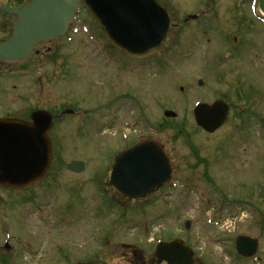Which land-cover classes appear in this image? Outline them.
Wrapping results in <instances>:
<instances>
[{"label": "rangeland", "instance_id": "1", "mask_svg": "<svg viewBox=\"0 0 264 264\" xmlns=\"http://www.w3.org/2000/svg\"><path fill=\"white\" fill-rule=\"evenodd\" d=\"M12 1L0 0V6L15 1L24 3L27 0ZM166 1L176 6L173 12L177 15L194 9L185 5V0ZM87 15V10L82 9L79 33L74 36L72 43L68 44L67 39L62 38L37 47L38 51L45 54L38 58L36 56L33 62L40 60L50 64L44 67V76L48 73L51 79L50 62L55 60L62 64L69 60L77 61L84 66L82 72L85 74L99 66L101 55L80 32L82 25L89 29L95 28ZM180 22L177 19L174 23ZM188 27L192 28V25ZM182 28L180 26L176 30L169 46L154 59L157 61L154 69L143 71L139 68L138 77L135 78L138 79L136 94L140 101L138 107L141 120L140 125L136 124L132 130V136L148 137L168 151L174 164L170 185L163 192L132 203L110 193L112 202L108 205L112 209L117 208L118 212H112L110 216L107 214V217L97 221L92 220L95 204L89 196L95 194L97 188L111 191L107 177L114 154L112 145L113 150L119 147L123 134L131 138V130L124 123L133 116L126 108H120L121 123L114 129L102 133H86L84 138L72 142L70 137L73 135L67 132L64 136L65 148L59 146L56 149L53 173L58 184L51 189L45 185V190V186L39 190L43 192L40 194L42 200L46 195H55L54 199L46 202L48 206L41 205L39 210L35 206L20 205L19 198L28 197L32 190L18 195L0 188V200L4 201L0 202V253L3 254L0 258L14 256L6 264H153L156 242L168 240L169 237H179L190 244L195 256L200 259L197 264H264V132L257 131V126H248L249 130L246 128L248 131L243 132L230 122L211 136L196 133L192 109L200 99L211 103L218 93L229 90L228 85L223 87L215 83L217 73L228 72V64L222 68L215 67L208 53L214 47L203 46L192 29L182 32ZM95 39L101 44L100 35ZM70 49L75 52L71 55L73 59L69 56L72 53ZM205 51L208 54L206 61L201 58ZM33 62L28 64V68H33ZM160 62L162 68L158 67ZM89 66L93 68L88 69ZM153 74H157L155 81ZM129 77L132 78V75H124V80H129ZM200 78L204 81L203 88L196 86ZM52 83L49 81L45 89L37 93L34 89L27 91L29 104L34 105L35 99L42 96L39 106L53 112L60 103L69 102V96L73 99L71 101L83 98L88 108L89 105H99L98 84L91 82L82 86L77 96L78 92L69 89L70 85H59V91L52 87ZM12 85L17 86L15 92L11 91L10 96L0 99L6 101L11 111L20 108L21 98L16 97L20 92L18 82L14 81ZM229 99H233V96L230 95ZM257 99L261 103L257 109L251 103L252 110L262 115L264 101ZM238 109L234 107V115ZM165 110L177 112V119L165 122L162 116ZM96 118L99 121V114ZM145 119L154 125L145 124ZM66 125H69L68 121ZM158 125H164V128L159 129ZM179 125L185 129L180 130V134L177 130ZM234 126L236 128H232ZM195 153L206 159L208 175L204 173L203 165L197 166ZM74 160L87 163L86 172L78 176L67 173L65 164ZM90 209L94 212H91V217ZM54 212L61 217L60 223H55L56 220L52 218ZM85 212L88 215L84 218ZM117 214L124 215V218H117ZM73 216L79 218L74 220ZM187 221H191L188 231L184 228ZM5 232L10 236L6 237ZM242 235L259 241L257 256L262 258L260 263L255 260L248 263L235 262L237 255L234 242ZM12 237L18 242H14ZM7 241L10 250H4ZM102 242L106 248L101 245ZM119 244L132 246L135 256L129 255V251Z\"/></svg>", "mask_w": 264, "mask_h": 264}, {"label": "water", "instance_id": "2", "mask_svg": "<svg viewBox=\"0 0 264 264\" xmlns=\"http://www.w3.org/2000/svg\"><path fill=\"white\" fill-rule=\"evenodd\" d=\"M92 17L110 42L124 55L143 60L159 52L169 39L170 17L155 0H83ZM77 0H30L20 8L2 7L14 17L12 35L0 42V64H17L31 57L39 43L62 36L72 22ZM201 85V82H199ZM195 123L207 133L215 132L227 116L220 102L199 105ZM164 116L175 118L166 111ZM32 124L0 120V186L22 190L42 181L52 162L47 132L51 118L45 113L32 115ZM264 127V118L260 120ZM68 170L81 172L83 165L72 162ZM171 177L169 161L153 142L137 144L114 162L110 184L123 198L137 200L156 192ZM189 229L190 223H186ZM236 250L251 258L257 241L246 237L236 240ZM156 264H193V252L181 240L160 243L154 251Z\"/></svg>", "mask_w": 264, "mask_h": 264}, {"label": "flooded vegetation", "instance_id": "3", "mask_svg": "<svg viewBox=\"0 0 264 264\" xmlns=\"http://www.w3.org/2000/svg\"><path fill=\"white\" fill-rule=\"evenodd\" d=\"M158 1L169 11L170 3ZM184 4L194 9L179 15L172 13V11L169 12L173 24L170 37L179 27V24L173 23L174 20L181 18L182 26L193 23L195 27L192 30L198 35L203 46L214 47H212L213 51H208L214 66L222 68L228 64V72L226 74L219 72L216 78L218 84L228 85L229 90L217 96L216 99L223 100L228 104L227 98L233 95L239 100L243 99L245 105H248L252 96L264 98V0H185ZM12 20L7 16L0 15V40L11 33ZM38 48L35 49L33 58L29 63L32 64L36 56L38 58L45 54L41 50L38 51ZM48 51L49 49H47ZM69 54L70 59H73L71 55L75 52L72 51ZM100 55L102 61L99 66H95L94 70L88 74L82 72L85 68L77 61L69 60L65 64L59 63L57 60L50 62L52 65L51 79L48 78L50 75L48 73L44 76V67L46 64L50 65L45 63L46 61H34L33 68H28L29 63L22 66L0 64V99L10 96L11 91L15 92L17 86L12 85L14 81L18 82V89H20L16 97H21L20 108L13 111L9 110L6 101H0V104L3 102V105H0V118L10 117L29 121L35 111H47L53 118L51 129L48 132L53 148L51 169L55 163V149L59 146L65 147L64 136L67 132L69 135H73L70 137V142H72L74 139L84 138L86 133L91 131L112 130L121 123L120 108H126L133 116L129 119L130 121L126 120L127 123L132 126L136 123L139 124V99L136 94L138 91L136 81L138 79L135 78L138 77L140 64L125 59L123 55L109 45L105 37H102ZM92 68L88 67V69ZM126 74L132 75V78L129 77V80H124ZM28 81L29 84H27ZM49 81H53L52 87L59 91V85H70L69 89L77 91V96L80 95L79 91H81L82 86L91 82L98 84L100 97H97V101L99 105L94 107L89 105L88 108L85 107L83 98L79 97L76 98V101H71L73 99H70L69 96V102L60 103L53 112L39 106L42 96L37 98L38 100L35 99L34 105L29 104L27 91L32 89L36 93L42 91L45 89L44 86L49 84ZM232 87L233 90L231 91ZM98 114L100 116L99 121L96 118ZM67 121L69 125H66ZM137 142V138L122 141L119 146L120 151ZM54 174L53 172L48 173L47 176L48 179L49 177L52 178V187L57 182ZM30 194L28 197L32 196V193ZM28 197H24L27 198L25 199L26 203L38 202V199L33 201ZM129 252L133 255L132 250Z\"/></svg>", "mask_w": 264, "mask_h": 264}]
</instances>
